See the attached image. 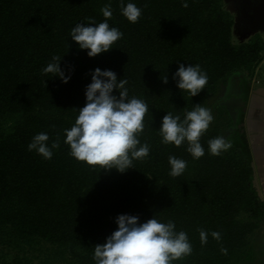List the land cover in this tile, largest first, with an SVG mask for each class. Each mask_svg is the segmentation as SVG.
<instances>
[{"label": "trees", "instance_id": "1", "mask_svg": "<svg viewBox=\"0 0 264 264\" xmlns=\"http://www.w3.org/2000/svg\"><path fill=\"white\" fill-rule=\"evenodd\" d=\"M132 2L142 9L136 23L121 15V0H0V264H37L38 257L46 264H94L95 245L116 229L122 213L141 222L153 215L172 220L177 232L187 233L192 253L172 264L258 261L252 235L263 225L264 205L242 110L264 37L235 43L234 16L223 0H186L187 7L185 0ZM109 3L108 23L123 36L109 51L89 57L70 38L71 29L102 22L101 9ZM53 56L62 57L66 74L71 71L67 83L42 73ZM181 63L199 64L207 73L196 96L172 78ZM97 67L126 79L129 97L149 108L139 136L149 155L124 173L76 160L63 142ZM195 104L214 117L201 137L205 154L199 159L186 144L164 145L159 135L166 112L183 118ZM41 132L49 145L59 138L51 159L27 148ZM218 136L231 147L211 155L207 142ZM170 155L187 162L182 175H169ZM201 229L208 233L203 245Z\"/></svg>", "mask_w": 264, "mask_h": 264}, {"label": "clouds", "instance_id": "2", "mask_svg": "<svg viewBox=\"0 0 264 264\" xmlns=\"http://www.w3.org/2000/svg\"><path fill=\"white\" fill-rule=\"evenodd\" d=\"M187 7V2L183 5ZM105 19L102 22H78L72 27L70 38L80 50H87L89 57L109 51L123 33L116 27H110L108 20L112 17L111 3L101 9ZM121 15L130 23H136L142 9L132 0L125 4L121 0ZM90 19V18H89ZM62 57L53 56L51 62L42 69V73L59 77L63 83L71 79V71L61 68ZM91 82L85 86V104L78 110V115L70 128L63 130L64 143L70 148V155L78 161L100 170L116 169L120 173L133 168V161L149 155V145L141 144L140 134L144 130V117L149 111L148 105L141 99L129 97L126 87L128 81L118 78L110 69L99 67L91 71ZM176 86L187 91L191 97L198 95L208 83L207 73L199 64L181 63L172 74ZM168 82L167 75L162 78ZM46 83V81H45ZM214 117L212 110L195 104L181 118L170 112L161 118L159 135L161 143L180 147L186 144V151L193 159L204 156L205 149L200 140L207 131ZM49 136L41 132L33 136L27 148L35 151L45 159H51L53 150L60 147L59 138L47 142ZM208 152L220 155L231 147V142L222 136L208 140ZM169 175L177 177L183 174L187 162L170 155ZM116 229L105 238L103 243L94 247L92 259L94 264H172L173 261L192 253V245L184 231H176L175 222L157 219L154 215L144 222L139 216L128 213L115 217ZM201 244H206L208 233L200 230ZM211 236L220 240V233L213 231ZM227 253V249H221Z\"/></svg>", "mask_w": 264, "mask_h": 264}, {"label": "rangeland", "instance_id": "3", "mask_svg": "<svg viewBox=\"0 0 264 264\" xmlns=\"http://www.w3.org/2000/svg\"><path fill=\"white\" fill-rule=\"evenodd\" d=\"M235 20L233 40L240 44L259 33L264 37V0H223ZM245 30V32H240ZM243 126L251 145L254 163L260 181V190L264 196V51L262 60L256 69L249 96L246 97ZM252 241L258 252V261H264V222L262 227L252 235ZM35 263L46 264L44 258H36Z\"/></svg>", "mask_w": 264, "mask_h": 264}, {"label": "water", "instance_id": "4", "mask_svg": "<svg viewBox=\"0 0 264 264\" xmlns=\"http://www.w3.org/2000/svg\"><path fill=\"white\" fill-rule=\"evenodd\" d=\"M245 84L247 85V83H245ZM250 88H251L250 86L247 88V97L249 96ZM259 194H260V196L262 198V203L264 205V196H263V194H262V192L260 190V186H259Z\"/></svg>", "mask_w": 264, "mask_h": 264}, {"label": "crops", "instance_id": "5", "mask_svg": "<svg viewBox=\"0 0 264 264\" xmlns=\"http://www.w3.org/2000/svg\"><path fill=\"white\" fill-rule=\"evenodd\" d=\"M240 32H245V30H240ZM250 39V38H249ZM248 39V40H249ZM235 41V40H234ZM262 163H264V158H263V160H262ZM262 165H264V164H262Z\"/></svg>", "mask_w": 264, "mask_h": 264}]
</instances>
